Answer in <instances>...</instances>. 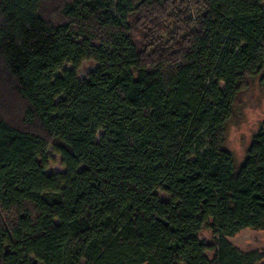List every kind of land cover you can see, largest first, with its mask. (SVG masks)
Returning <instances> with one entry per match:
<instances>
[{
    "label": "trees",
    "instance_id": "trees-1",
    "mask_svg": "<svg viewBox=\"0 0 264 264\" xmlns=\"http://www.w3.org/2000/svg\"><path fill=\"white\" fill-rule=\"evenodd\" d=\"M263 68L264 0H0V264H264L229 240L264 228V126L225 148Z\"/></svg>",
    "mask_w": 264,
    "mask_h": 264
},
{
    "label": "rangeland",
    "instance_id": "rangeland-1",
    "mask_svg": "<svg viewBox=\"0 0 264 264\" xmlns=\"http://www.w3.org/2000/svg\"><path fill=\"white\" fill-rule=\"evenodd\" d=\"M193 15L199 14L201 7L193 6ZM134 39L141 43L139 33H134ZM100 66L99 63L86 60L78 69L80 79H84L87 75L95 71ZM67 69H73V65L68 63L65 65ZM264 126V68L256 75L250 77L249 86L241 95L239 101L234 106L232 118L227 123L225 148L232 154L235 161V171H239L244 164L248 155V150L255 136ZM50 164L47 173L64 172L65 166L62 163V157L55 152L52 147L47 151ZM162 199L168 200L170 196L163 191H159ZM200 238L207 242H215V236L210 228H206L200 232ZM229 240L237 247L248 250H260L264 252V228H244ZM208 255L213 258L214 250H209Z\"/></svg>",
    "mask_w": 264,
    "mask_h": 264
}]
</instances>
